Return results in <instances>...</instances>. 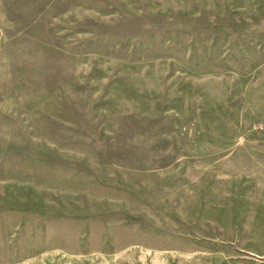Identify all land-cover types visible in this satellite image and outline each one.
Returning <instances> with one entry per match:
<instances>
[{"label":"rangeland","instance_id":"1","mask_svg":"<svg viewBox=\"0 0 264 264\" xmlns=\"http://www.w3.org/2000/svg\"><path fill=\"white\" fill-rule=\"evenodd\" d=\"M0 264H264V0H0Z\"/></svg>","mask_w":264,"mask_h":264}]
</instances>
